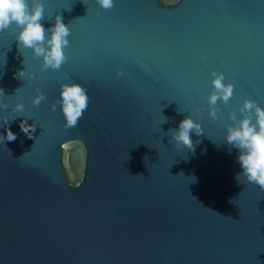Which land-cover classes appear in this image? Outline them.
I'll return each mask as SVG.
<instances>
[{
	"label": "water",
	"instance_id": "water-1",
	"mask_svg": "<svg viewBox=\"0 0 264 264\" xmlns=\"http://www.w3.org/2000/svg\"><path fill=\"white\" fill-rule=\"evenodd\" d=\"M57 12L71 27L67 59L41 71L25 51L35 80L14 78L18 29L0 31V87H20L5 99H22L37 123L29 138L22 117L11 120L16 139L0 142V264H264V189L236 181L237 150L222 143L230 109L245 97L264 105V0H115L108 10L46 0V27ZM189 66L202 90L195 109L177 95ZM212 69L234 85L216 121ZM69 80L89 103L65 128L50 105ZM37 88L47 97L38 106ZM188 112L204 127L191 133L194 152L168 131Z\"/></svg>",
	"mask_w": 264,
	"mask_h": 264
},
{
	"label": "clouds",
	"instance_id": "clouds-1",
	"mask_svg": "<svg viewBox=\"0 0 264 264\" xmlns=\"http://www.w3.org/2000/svg\"><path fill=\"white\" fill-rule=\"evenodd\" d=\"M99 8L111 9L115 0H96ZM46 0H0V31L15 25L18 52L23 55V67L13 73L14 78L35 80L36 72L28 71L25 63V51L30 50L31 56L39 61L41 71L60 69L66 61L65 49L70 44L71 27L65 23L62 15L57 12L49 14L53 22L45 26ZM70 10V9H69ZM6 63V60H5ZM4 63V64H5ZM211 90L206 97L207 114L213 120L225 119L218 109V101L228 105L233 96L234 85L226 81L225 75L216 69L211 70ZM20 87L12 95L6 94L0 87V127L5 132L0 133V142L16 139V133L9 127V122L22 117L20 129L29 138H33L37 123L25 115V104L22 99L8 100L5 97H15ZM47 97L39 88L31 98L33 105H40ZM87 89L78 81H65L60 85L58 99L50 105L52 111L59 106L64 117V127H75L88 107ZM178 112L185 110L179 108ZM29 118L33 122L28 123ZM165 116L162 122H166ZM171 139L179 148L194 152L195 144L191 133L200 136L204 133L202 122L188 112L178 123V126L168 130ZM217 146L220 143L212 140ZM199 141H197L198 143ZM222 143L228 146V151L237 150L236 159L240 171L235 174L238 183L242 179L264 189V105L257 100L245 97L236 108L227 112L224 123ZM10 151V150H9ZM25 154V153H24ZM23 154V155H24ZM22 155V156H23Z\"/></svg>",
	"mask_w": 264,
	"mask_h": 264
},
{
	"label": "snow or ice",
	"instance_id": "snow-or-ice-1",
	"mask_svg": "<svg viewBox=\"0 0 264 264\" xmlns=\"http://www.w3.org/2000/svg\"><path fill=\"white\" fill-rule=\"evenodd\" d=\"M60 7L66 8L67 4L61 3ZM201 91L202 90L199 87V79L197 76V68L195 66H189L186 75L180 82V87L177 90V95L181 98L182 102L187 103L190 107L195 109L199 103ZM218 109L221 113H223V110L220 107H218Z\"/></svg>",
	"mask_w": 264,
	"mask_h": 264
}]
</instances>
